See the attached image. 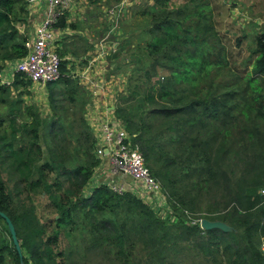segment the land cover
<instances>
[{
    "label": "trees",
    "instance_id": "trees-1",
    "mask_svg": "<svg viewBox=\"0 0 264 264\" xmlns=\"http://www.w3.org/2000/svg\"><path fill=\"white\" fill-rule=\"evenodd\" d=\"M152 1L164 7L170 0ZM28 13L24 0H0V72L8 62L27 53ZM65 14L58 27L65 26ZM181 27L179 20L169 16L152 18L149 39L141 52L153 70L165 72L166 81L148 86L131 105L116 101L114 109L151 174L163 189L167 188L176 219L162 218L130 191L121 195L99 185L89 196L83 194L100 163L95 154L97 139L86 119L90 104L87 90L62 60L60 78L44 86L48 117L39 102L21 106L23 94H31L33 85L22 72L15 73L11 84L18 98L9 99L5 115L0 112V212L14 226L23 261L0 216V264H74L64 260L62 250L53 253V248L59 247L60 234L74 229L86 237L84 251L105 249L112 264H128L136 244L148 250L152 264H170L166 255L169 246L178 251L183 250V244L202 251L192 259L216 262L221 255V264H264V194L260 193L264 188V31H259L255 39L248 63L251 72L234 78L221 95L212 91L219 74L215 67L221 63L184 50L185 44L193 45L194 41L178 32L176 28ZM135 58L131 54L129 60ZM5 88L11 90L0 82V102H5ZM128 96L121 95L120 99ZM240 103L239 113L254 126L248 133L250 145L229 143L228 128L218 135L210 128L221 115L236 114ZM75 115H79L77 121L69 119ZM5 121L8 128L2 129ZM169 142L190 161L184 180L169 176L179 159L169 153ZM200 162L206 168V192L227 210L212 213L209 209L216 205L213 203L197 216L224 221L232 227L230 232L204 230L189 223L188 214L198 205L197 188L189 183L188 191L183 183L190 177L193 180L192 164ZM2 171L15 178L13 186L8 185ZM38 194L46 196L43 209L52 214L41 222L33 204Z\"/></svg>",
    "mask_w": 264,
    "mask_h": 264
},
{
    "label": "rangeland",
    "instance_id": "rangeland-1",
    "mask_svg": "<svg viewBox=\"0 0 264 264\" xmlns=\"http://www.w3.org/2000/svg\"><path fill=\"white\" fill-rule=\"evenodd\" d=\"M137 1L141 2L139 5H136L141 7V9H147L149 7V12H146L151 20L152 18L156 20L169 16L170 19L174 21L179 20L182 23V27L176 29L182 36L191 37L194 41L193 45L185 44L183 46L184 50L187 49L204 58L221 63V65L215 67L216 71H219L216 79L213 80L212 91L215 94L220 93L222 95L225 86L231 82L233 83L235 81L234 78L242 77L247 71L251 72V67L248 66V63L254 49L255 39L259 31H264L263 0H170L168 5L164 7L153 5L152 0V4H150V0ZM118 2L115 5L121 1ZM88 3L90 7H95L92 1L88 0ZM112 3L114 1L110 2L109 5ZM106 5L108 4L106 3ZM80 6H83V3ZM122 6L125 7V2L122 3ZM105 7L108 9L107 6ZM138 9L136 7L134 12ZM109 31L106 30L104 35L109 37L112 34ZM130 54H134L136 58L127 60L130 65L126 68L125 87L116 100L122 106L133 104L139 94H142L148 86L161 84L163 81H166V78L163 80L165 72L162 70H153L143 52L138 51ZM146 71H148V76L146 75ZM33 87L36 88L33 89ZM31 88L33 90L31 94H23V104L21 106L31 102H39L43 107V115L48 117L49 111H46L45 107L47 100L45 101L43 99L42 86L38 87V85L33 84ZM5 89L2 92L5 102H0V112L4 115L8 111V108H4V106L9 105L12 98H18L17 90L13 89L9 91L7 88ZM21 92L24 93L23 91ZM121 95L129 96L127 99H120ZM240 109H242V103L235 109L236 114H233V116L221 115L217 121L211 124L210 128L217 135L223 133L228 128L227 131L230 132V135L227 137V140L230 141L229 143L235 142L237 145H240V143L241 145H250L248 133L254 126L243 118L238 111ZM69 119L77 121L79 115L69 116ZM17 120H21V118L18 116ZM7 124L8 122L5 121L2 129L8 128ZM262 140L264 142V125L262 127ZM168 147L169 153H172L174 156L176 154L179 158L177 161L178 166L170 171L169 176L170 178H181L184 180V172L186 166L190 165V161H187L186 157L184 158V156L176 152L177 146L175 144L169 142ZM194 165L195 168H191L195 174L193 180L190 177L183 183V186H186L188 191L190 184L195 185L197 188L195 193L197 195L196 200H198V205L194 207L193 212L189 211L190 213L188 215L196 217L199 215V211L207 212L208 206L213 203H216V205L211 206V209H209L212 213L218 212V214H222L226 212L227 208L221 202H214L212 197L206 192L207 189L204 188L203 183L207 179L204 162L192 164V166ZM2 176L9 186H13L15 178L10 179L5 171H2ZM164 191L167 194L165 198L168 196L171 199L166 187ZM45 203H47V199L44 194L35 196L33 204L37 207L36 214L41 219L39 220L40 222L45 218L52 217L49 210L43 209ZM0 227H3L2 221H0ZM60 235L59 247L53 248V253L62 250L65 256L64 260L65 258L69 259L74 264H112L106 258L107 256L105 254L108 253H105V249L98 250L102 252H95V250L90 252L84 251L85 242L83 241L86 237L80 234L78 229H74L71 233H63ZM107 245L108 243L104 244L105 247L113 250L112 246ZM169 247H171V250L167 251L166 255L170 264H173L172 261L174 264H221V257H223L218 255L216 262L203 261L200 257L192 259L194 254H202L199 248L188 247L187 244H183V250L178 249L176 251L171 245ZM262 249H264V245H262ZM147 253L148 250L146 252L140 244H136V250L134 251V255L129 259L128 264H152ZM110 254L112 256V252ZM67 255L68 258L66 257Z\"/></svg>",
    "mask_w": 264,
    "mask_h": 264
},
{
    "label": "built area",
    "instance_id": "built-area-1",
    "mask_svg": "<svg viewBox=\"0 0 264 264\" xmlns=\"http://www.w3.org/2000/svg\"><path fill=\"white\" fill-rule=\"evenodd\" d=\"M27 6L37 2L44 3V14L39 18L33 35L25 41L27 53L24 57L10 61L0 72L1 83H11L16 72L27 75L33 84L44 87L48 82L56 81L61 76V57L55 42L59 37L57 23L71 6L73 0H24ZM121 1V2H120ZM117 5L107 9V19L112 24L110 31L118 26L123 13L133 4L131 0H120ZM125 2V7L122 3ZM78 78L87 80V87L94 101L104 100L106 91L104 81L97 80L94 73H81ZM95 123L98 124L99 133L96 136L97 144L95 154L102 161L109 164V176L113 179L102 178L93 173L83 189V194L89 196L95 187L106 185L112 191L123 194L130 191L137 197L147 202L149 206L162 218L170 221L176 219V214L171 204L165 198V191L161 182L155 178L145 164L144 157L137 146L132 142V137L126 131L123 122L114 115L97 112ZM97 171V170H96ZM130 178L127 181L126 178ZM264 194V188L260 190ZM188 214V212L186 211ZM191 225L201 227L203 218L188 215Z\"/></svg>",
    "mask_w": 264,
    "mask_h": 264
},
{
    "label": "crops",
    "instance_id": "crops-1",
    "mask_svg": "<svg viewBox=\"0 0 264 264\" xmlns=\"http://www.w3.org/2000/svg\"><path fill=\"white\" fill-rule=\"evenodd\" d=\"M90 1L93 2L92 4L95 7H90L88 0H73L72 5L65 14V26L58 27L59 37L55 45H57L56 50L61 59L66 61V66L71 74L78 77L81 73H94L97 80L104 81L106 97L104 100L94 101L89 95L87 80L79 79L80 84L87 90L90 98L86 119L96 137L99 133L98 124L95 123L97 112L114 115L117 97L125 87L126 68L130 65L127 60L130 58V53L140 52L149 39L151 18L146 12L148 9H141V7L136 6L141 2L131 0L133 4L122 14L118 26L107 37L104 35L105 31L110 30L112 24L107 19V8L105 6L110 8L118 0ZM112 1L114 3L109 5ZM77 2L83 3V6H80ZM136 7L139 9L134 12ZM28 10L25 27L27 26L26 34L29 39L34 33L39 18L44 14V3L37 2L29 6ZM20 29L23 31L22 27ZM60 53H62V56ZM11 79L14 80V77H9L8 80ZM12 82L1 84L13 90ZM35 88L33 87V89ZM42 89L43 99L46 101L45 87H42ZM108 169V162L103 160L102 166L95 169V173L97 172L96 174L102 178L113 179L109 176ZM126 180L130 181V178L127 177Z\"/></svg>",
    "mask_w": 264,
    "mask_h": 264
},
{
    "label": "water",
    "instance_id": "water-1",
    "mask_svg": "<svg viewBox=\"0 0 264 264\" xmlns=\"http://www.w3.org/2000/svg\"><path fill=\"white\" fill-rule=\"evenodd\" d=\"M0 216L5 220V222L7 224V227L9 229L13 244H14L16 251L20 257L21 263H23L22 251H21L20 243H19L17 236H16V233H15L14 226H13L11 220L4 213L0 212ZM201 227L204 230L219 229V230L226 232V233L232 231V227L229 224H227L226 222L221 221V220H209V219L204 218L201 220Z\"/></svg>",
    "mask_w": 264,
    "mask_h": 264
}]
</instances>
